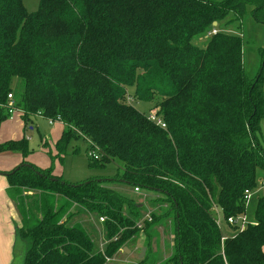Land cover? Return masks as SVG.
Segmentation results:
<instances>
[{"label":"trees","instance_id":"16d2710c","mask_svg":"<svg viewBox=\"0 0 264 264\" xmlns=\"http://www.w3.org/2000/svg\"><path fill=\"white\" fill-rule=\"evenodd\" d=\"M249 7L264 24V0H40L36 11L0 0V129L17 77L13 108L25 125L37 115L60 121L58 150L82 138L100 155L88 154L92 168H117L70 182L23 160L4 174L21 264H106L142 234L139 264H264V195L254 223L229 225L231 234L216 212L245 214V191L264 169V47L250 77L240 34ZM232 23L236 32L226 31ZM212 27L204 46L194 43ZM129 88L166 127L128 101ZM8 151L30 153L25 138L0 141ZM115 183L152 195L145 203ZM83 212L105 217L104 250L78 219ZM162 226L174 236L166 259L152 247Z\"/></svg>","mask_w":264,"mask_h":264},{"label":"rangeland","instance_id":"374dc122","mask_svg":"<svg viewBox=\"0 0 264 264\" xmlns=\"http://www.w3.org/2000/svg\"><path fill=\"white\" fill-rule=\"evenodd\" d=\"M25 5L29 11H36L40 6V0H25ZM251 9L252 8L249 7L242 20V30L240 34L243 38V62L245 70L250 77H253L260 67L262 57L261 49L264 47V24L258 23L252 18ZM226 31L236 32V23L229 24ZM207 32L198 35L194 39V43L198 44V46H204L210 38ZM12 89L16 98L18 92L21 91V81L19 78H14ZM128 101L144 113L154 111L150 110L152 103L134 99L133 88H129ZM153 103H156V101ZM261 126L262 131L260 140L264 144V119L261 122ZM63 128V124L60 121L50 122V120L43 115H37L32 122H28L25 125L18 110L12 111L10 117L3 122L1 126V142L10 139L25 138L28 142L30 153L27 156H23L19 151L0 153V173L2 174H0V264H12L16 238L15 229L20 225L19 216L15 211L14 204L7 191V178L4 174H7L9 171H3L4 167L2 166L9 163H17V165H19L25 160V162L35 164L40 168L45 169L51 167L56 176L63 177L70 182H85L94 175L106 176L104 174L115 175L117 173V168L113 164H108L107 167L104 168H92L87 153V143L82 138H73L67 145L65 151L61 152L58 150L57 140L61 136ZM257 180L258 185L246 204L247 209L245 217L247 223H254L256 201L260 196L264 195V169L258 171ZM114 187L120 192L128 196H134L136 200L145 203L152 195L150 193L145 194L144 192L136 194L132 187L122 183H115ZM150 208L152 207L149 206V209ZM101 217L103 216L100 214H88L87 212H83L78 219H80L92 233L96 248L104 250L107 241L105 239ZM221 222L223 234L226 235L227 224L222 218V215ZM157 232H160L161 238L158 247L153 243V249L163 253L166 248L167 253L170 255L171 250L166 246L168 245L170 247L173 244L174 236L171 228L162 226L157 229ZM145 241V236L142 234L140 238L131 242L129 247H126L130 252L125 253V251L122 250L123 248H121L111 259L107 260L106 264H139V251L142 252L143 248L146 249ZM135 246L139 248L134 250Z\"/></svg>","mask_w":264,"mask_h":264},{"label":"built area","instance_id":"2783aa9c","mask_svg":"<svg viewBox=\"0 0 264 264\" xmlns=\"http://www.w3.org/2000/svg\"><path fill=\"white\" fill-rule=\"evenodd\" d=\"M218 32V29L216 27H212L208 32L207 34L209 36H212L213 34L217 33ZM9 99H10V108H11V112L14 111V110H17L15 108H13V105L15 104V101H14V96L12 93H9L8 95ZM148 118L152 121H154L156 124L162 126V127H166V124L164 123V121L159 118L157 115H156V111H152L148 114ZM50 122H54V120L52 119H49ZM89 156H91L92 158H95V159H98L100 157V155L97 154L96 151H89ZM134 192L136 194H139L140 192H142V190L140 189V187H135L134 189ZM251 194L252 192L250 190H246L245 191V196H244V199H245V202L247 204V202L249 201L250 197H251ZM216 212H217V222L218 224L220 225V227H222V222H221V210L219 209H216ZM146 218L151 221V217H149L148 215L146 216ZM223 218V217H222ZM105 220V217H101V221L103 222ZM225 220V219H224ZM225 223L227 225H234L236 227H239V228H244L248 223H247V220H246V217H245V214H242L240 216H238L237 218L235 217H228L226 220H225ZM139 227L142 226V222H139L138 223ZM225 240V236H222L221 238V242L223 243ZM123 250V249H122Z\"/></svg>","mask_w":264,"mask_h":264},{"label":"crops","instance_id":"0c3cea01","mask_svg":"<svg viewBox=\"0 0 264 264\" xmlns=\"http://www.w3.org/2000/svg\"><path fill=\"white\" fill-rule=\"evenodd\" d=\"M21 117V116H20ZM22 119V118H21ZM34 119H32L31 121H29V122H32ZM23 121V120H22ZM24 123V122H23ZM25 124V123H24ZM63 127H64V125H63ZM65 128V127H64ZM64 128H63V130H64ZM1 131V130H0ZM63 132V131H62ZM60 138V137H59ZM58 138V139H59ZM87 146V145H86ZM16 166H18L17 165V163L16 164H14V163H9V164H7V165H5V166H2V167H4V170L3 171H11V170H13ZM1 174V173H0ZM2 175V174H1ZM7 185H8V183H7ZM13 203V202H12ZM15 207V206H14ZM15 211H16V209H15ZM17 213V212H16ZM227 227V234H231L232 233V228H231V226H229V225H227L226 226ZM16 230V229H15ZM228 232H230V233H228ZM226 234V235H227ZM167 247V246H166ZM139 247H137V246H135V248H134V250H136V249H138ZM125 249H126V247H125ZM128 249V248H127ZM129 252H130V250H129ZM125 253H127L126 252V250H125ZM140 255H141V252L139 251V258H141L140 257ZM159 255V257H162L161 259H166L168 256H169V254L167 253V251H166V248L164 249V251H163V253H159L158 254ZM14 254H13V260H12V263H13V261H14Z\"/></svg>","mask_w":264,"mask_h":264},{"label":"water","instance_id":"95a60500","mask_svg":"<svg viewBox=\"0 0 264 264\" xmlns=\"http://www.w3.org/2000/svg\"><path fill=\"white\" fill-rule=\"evenodd\" d=\"M213 26H217V22H214L213 23ZM126 250V252H129V249H125L124 248V251ZM145 251H146V249L145 248H143L142 249V252H141V255H140V257L142 258L143 257V255L145 254ZM14 261H13V263L12 264H21V262H22V258H23V255H22V252H21V250L20 249H18L17 251H14ZM182 264V263H181Z\"/></svg>","mask_w":264,"mask_h":264}]
</instances>
